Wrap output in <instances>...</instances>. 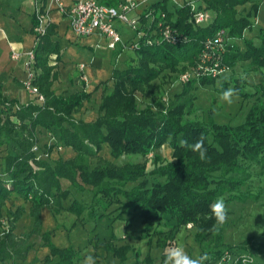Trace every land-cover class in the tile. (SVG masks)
<instances>
[{
  "label": "trees",
  "instance_id": "16d2710c",
  "mask_svg": "<svg viewBox=\"0 0 264 264\" xmlns=\"http://www.w3.org/2000/svg\"><path fill=\"white\" fill-rule=\"evenodd\" d=\"M40 1L43 8L45 0ZM100 1L115 4L117 0ZM176 1L151 0L149 10L153 17L147 16L146 12L141 14L138 28L143 36L137 37V45L131 48L136 56L129 64L111 69L108 78L112 82L111 88L101 95L97 106L99 113L92 120L74 115L83 102L90 99L91 92L82 88L56 94L51 88V81L56 77L53 67L60 59V44L53 37L52 22L47 23L44 32L34 29L38 19L33 12V66L38 72L32 83L38 87L43 100L39 101L34 96V100L21 103L18 99L5 97L0 87V147L6 150L0 161V222L2 206L13 191L32 202L29 209L34 217V227L26 234L27 237L31 233H41L43 206L49 205L54 210L63 208L80 215L86 205L76 197L62 206V200L69 197L71 189H64L61 180H68L72 189L81 194L87 190L86 185H90L94 189L95 206L102 208L101 213L107 211L114 201L127 212H136L144 229L153 223H162L173 229L193 223L194 238L201 244L213 233L211 242H205L197 254H208L210 259L205 263L216 257L222 260L223 253L231 252L235 247L222 242L223 232L220 227L215 228L211 205L224 194H228V200L243 201L248 195L257 197L242 193L239 186L249 175L247 161L264 159V72L261 73L263 80L253 84L254 91L245 90L242 79H232L230 88L235 90V94L246 98L256 96V101L249 106L242 121L231 124L216 122L211 113L205 120L188 118L191 112L188 105L193 96L187 94V90L196 81L194 79L187 82L184 90L175 92V100L166 105L162 100L154 99L141 108L134 91L152 86L150 79L157 77L165 68L173 70L181 64L185 69L199 62L206 47V38H212L220 28L225 32L226 41L223 42V52L207 48L211 61L218 59L221 67L233 68L246 60L251 70L264 69L263 26L257 28L258 41L243 34L245 30H253L251 19L257 14L259 2L198 1L197 4L213 12V16L196 25L190 21V0ZM247 3L250 10L239 11L238 7ZM162 26L171 31L168 38L158 36L157 30ZM235 38L242 39L241 49L235 44ZM198 82L214 84L215 79L201 76ZM228 86L225 77L221 76L216 90L224 92ZM38 126L54 134L57 140L51 144L58 142L61 146H71L76 154L66 159L51 153L48 157L51 146L47 149V144H39L40 150L34 152L32 147L38 143ZM201 138L207 149L204 160L189 147ZM182 140H186L188 146H181ZM165 142L172 150L171 157L165 159L154 152V165L150 170L140 161H124L118 165L99 155V150L105 146L108 154L116 159L127 153L146 156ZM94 157L96 161L91 167L89 162ZM90 206L93 207L92 204ZM23 211L22 206L14 209L10 220L12 228L5 229L0 235V264H7L5 261L15 258L22 244V239L13 229L15 220ZM152 231L162 233L160 228ZM48 232H43L42 236L49 245L50 254L57 256V260L52 261L47 256L44 262L73 264L74 249L55 246ZM164 242L165 239L157 238L155 243L164 246ZM246 242L236 245L245 248ZM255 247L263 248L264 241L256 242ZM118 253L122 260L124 255ZM236 256L235 264H243L240 254ZM139 263L137 260L134 264Z\"/></svg>",
  "mask_w": 264,
  "mask_h": 264
},
{
  "label": "rangeland",
  "instance_id": "374dc122",
  "mask_svg": "<svg viewBox=\"0 0 264 264\" xmlns=\"http://www.w3.org/2000/svg\"><path fill=\"white\" fill-rule=\"evenodd\" d=\"M115 1L116 0H114V2ZM198 1L200 2L203 0H193V3L196 4V2L198 3ZM252 1H258L260 4L262 3V5L260 6L261 8L259 9V11H257V14L254 15V17L251 19L254 22L253 30H245L243 34L245 36L253 38L255 41H258V38L256 37L257 28L262 24L264 25V0ZM146 2V5L143 3L145 6H143V8L141 7L142 13L149 10L150 8L151 1L148 0ZM238 9L239 11L241 10L245 12L248 9L250 10V7L247 3L242 7H238ZM138 11H140L139 8ZM206 12L207 16H209L210 18L213 16V12L209 11L208 9H206ZM190 19V21H192V14ZM113 24L119 27L122 34L121 39L123 41L129 42V38L133 34V30L131 28L129 29L124 22L117 19L113 21ZM221 30L222 28L218 29L215 33H213V36L211 37L213 38L216 36H220L223 41H226V37L224 36L225 32ZM219 31H221L220 35ZM234 40L236 41L235 44L238 45V47L241 49L243 45L242 39L237 40L235 38ZM221 47L222 46H219L218 48L221 52H223ZM69 48L71 47L69 46ZM103 48V52L100 53L103 68L108 67L109 69H112L113 67L125 66L130 63L133 56H136L132 49L122 47L121 44H117V47L114 50H112V48ZM115 54H117V59ZM201 60L202 59L200 56L199 62L193 65H188L185 69L181 64H178L177 68L173 70L165 68L157 77H153L152 79H150L152 86H146L145 90L143 91H141L140 89H136L134 91V94L137 97L138 106L142 108L147 105V103L153 102L154 99L162 100L165 105L170 104L176 98L174 95L175 92L184 90L187 86V82L194 79L196 81L192 82L189 89L187 90V94L189 93V95L193 96L191 102L188 105L191 110L188 118L190 117L197 120H205L211 113V115H213V119L216 122L219 121L231 124L242 121L243 115L246 113L249 106L253 101H256V96L246 98L235 94L233 97V103L228 104L221 99V95L223 92H219L216 90V88L220 86V77H225V81L229 83L227 89L232 86V79L238 77L242 79V86L245 90L254 91L252 88L253 84L263 80L261 73L264 72V69L253 71L251 70L249 63H247L246 60H242V62H238V64L233 68H223L218 64L215 71L205 70L201 73H198L197 67L199 66L198 63H200ZM31 70L34 73L38 72V69H34V66L33 68H31ZM97 73H99L98 69ZM183 74H188L187 80L185 81L181 79V76ZM99 76L100 78H102V75H100V73ZM201 76H209L215 79L214 84L198 82ZM106 81H109V79L107 78ZM99 88L101 90L98 89L96 93H93L91 101H89V104L86 105L87 107L84 108L88 110V112L84 110L81 112L82 114L87 116V118H93L99 113V110H97V106L99 104V101H101L100 96L109 91L111 85H99ZM76 112L78 111L76 110ZM45 146L47 147V149L49 148L48 146H51V149L49 148L50 150L48 151V153L45 151L47 153V156L49 155V153H51L52 150H56L57 152L61 149V145H59L58 142L55 143V145L48 143ZM5 151V149H0L1 159L4 157ZM154 152H157V154L161 155L163 158L168 159L171 157L172 150L169 147V143L165 142L162 144V146L154 148V150L150 152L149 155L144 156L140 153H127L122 154L118 159H116L112 158L108 154L106 147L103 146V148L99 150V155H101L104 159L113 160V162L118 165L122 164V162L124 161H140L146 165V168L148 170H150V168L154 165L152 160ZM50 155L55 157L57 156L55 153H51ZM122 156L123 159H121ZM95 161L96 157L91 158L89 165H91V167L94 166ZM247 162L249 163L247 169L249 170V175L247 176L245 183L239 186V191L244 194H255L257 197H255L254 195H248L245 200L241 201L237 199H226L228 194H224L222 196L225 198L229 219L228 222L222 226L216 224L215 228L220 227L222 229V242L229 243L230 245H233L235 247L231 249L232 253L230 251L223 253L222 260L217 257L213 259L212 263L214 264H221L222 261V264H235L237 254H240L241 258L242 256H244L246 260L250 261H246V263L242 261L243 264H264V247H255L256 242L259 243L264 241V159L260 161L253 160ZM159 179L161 181L163 180V178ZM61 181L62 187L64 189H72L68 180ZM128 185H133V183H128ZM86 188L87 190L82 194L77 193L78 195H76L74 194V192L72 194L69 193V199L64 200L66 201V204H62L63 206H66L72 198L76 197V199H79L86 205L82 213L78 215L76 212L71 210H65L63 208L57 209L58 212L62 210V215L57 219H60V222L63 224H61L60 227L55 228L54 231L48 233L50 238L51 235L54 238L51 240V242L55 246H58V244L63 241L67 243L70 241L72 244L66 247H72V249H74L73 246L76 247V245L80 249L90 247L92 248L91 253L94 252V250H97L96 264H134L137 260L140 261L139 264H163L166 249L170 245H181L185 248L189 255L195 256L199 254L200 249L201 247H203V244L205 242H211L212 240L211 238L213 236V233L209 234L207 239L202 244L197 242L194 238V228L189 229L187 227L189 223L181 225L180 227L174 229L173 227H170L168 225L165 226L162 223H153L151 227H149L148 229H144V224L136 214V212L132 210H130L129 212L125 211L124 208L119 206L116 201L110 204V207L107 211L101 213L102 208L97 205L95 206V200L92 193L94 189H92L90 185H86ZM22 198L25 201L28 199L24 198L23 196ZM7 203H9L8 200H6L5 205L2 206V210H4L5 212L0 222V235L4 232L5 229L8 230L12 228L10 220H12L13 218V212L12 210L10 212L7 209ZM89 203L92 204L93 207H95L93 212H91L93 210V207H91ZM25 213L26 212L24 209L22 214ZM117 214H120V216H118ZM127 220H130V222L128 223ZM158 228H160V231L162 233L152 231L157 230ZM17 237L21 238L19 236ZM157 238L161 240L165 239L166 242H164V246L157 245L155 243ZM21 239L22 243L25 242L24 238ZM245 240H247L245 248L236 245ZM44 245L47 248L45 249L46 252H44L42 264H48V262H44L47 256L51 257V259H53L52 261L57 260L55 259L57 258V256L55 257L50 254L49 245ZM115 249L117 251H115ZM26 251L28 253L29 249H27ZM74 251L75 258L77 252L75 249ZM118 252L124 255V258H122V260H120ZM113 256L119 259L121 263L119 261H114L112 259ZM12 263L13 260L8 261L7 264Z\"/></svg>",
  "mask_w": 264,
  "mask_h": 264
},
{
  "label": "crops",
  "instance_id": "0c3cea01",
  "mask_svg": "<svg viewBox=\"0 0 264 264\" xmlns=\"http://www.w3.org/2000/svg\"><path fill=\"white\" fill-rule=\"evenodd\" d=\"M63 1L71 3L73 0ZM44 2V6L47 10L46 16L48 22L54 24L53 37L60 44V59L56 61V66L53 67V70H56V77L51 81V88L56 94H64L70 91L74 92L82 88L87 92H91L90 99L85 100L82 106L78 108V112H74V115L77 118L81 117L83 119L92 120L96 116L87 118V116L81 112L83 110L88 112V110L84 108L87 107L86 105L91 101L93 93H96L97 90L100 89L99 85H112L110 79L106 81L111 75V69L102 67V59L100 57V53H102L104 49L103 47H109L106 45L104 38L99 37L97 33L90 34L86 37L74 36L71 28H69L70 24L67 15L60 13V11L56 9L53 1L45 0ZM41 4L42 2L40 0H0V87L5 97L8 99H18L21 103L33 99V95L25 89L22 81H24L27 76L26 70L30 60L29 51L33 50L34 46L35 36L34 29L32 30V15L35 9ZM261 5L262 3L258 4V11ZM261 26L264 27L263 24ZM69 46L71 48H69ZM115 55L117 59V54ZM54 61L53 59V62ZM80 63L84 65L81 69L78 66ZM96 68L100 75H102V78H100ZM82 73H84L86 79L80 77ZM37 140L40 145H43L48 143L51 144L57 139L54 134H51L46 128L38 126ZM51 153H55L63 159L72 157L76 154L71 146H61L59 151L56 152V150H52ZM1 160L0 157V161ZM73 192L78 195L74 189H71L70 193L72 194ZM9 196L10 197L6 200L9 201V203H7V209L10 212L11 210L13 212L17 206H22V208L25 209L26 213L22 214V216L14 222V232L17 236L24 238L25 242L18 247V253L15 258H9L5 262L8 263V261L13 260L12 264H42L44 252H46L45 249L47 248L44 245L46 243L42 233L46 231L52 232L55 228L63 224L60 222V219H57L62 215V210L58 212V210H54V208L49 207V205L43 206L41 208V233H31L27 237L26 234H28L34 225V217L29 209L32 202L29 199L26 201L23 200L22 196L15 191ZM64 203L66 204V201L62 200V204ZM4 212L3 210V214ZM127 222L129 223L130 220H127ZM52 239L54 238L51 235L50 240ZM70 244H72L70 241L68 243L63 241L58 244V246L66 247ZM24 246H29L28 253L24 250ZM73 248L77 252L73 264H83V260L88 254H91L97 259V250L91 253L92 248L90 247L80 249L76 245V247L73 246ZM112 259L114 261H119L115 256H113ZM119 262L121 263V261Z\"/></svg>",
  "mask_w": 264,
  "mask_h": 264
},
{
  "label": "built area",
  "instance_id": "2783aa9c",
  "mask_svg": "<svg viewBox=\"0 0 264 264\" xmlns=\"http://www.w3.org/2000/svg\"><path fill=\"white\" fill-rule=\"evenodd\" d=\"M51 1L54 2L56 9L60 11V13L67 15L70 24L69 28H71L73 35L76 37H86L90 34L97 33L99 37L104 38V40L106 41V45L114 50L117 47V44H121L122 47H127L129 49L134 48L137 45L136 38H140L141 36H143L138 27L141 22V7L143 8V6H145L147 3L146 1L148 0H117L115 4L105 3L100 0H73L71 3H66L63 0ZM174 1L177 3L176 0ZM198 6L199 5L197 4V2L196 4H194L193 0L190 1L192 21L196 25H199L200 23L209 19L206 9L204 10L203 7L199 8L200 6ZM138 8L140 9V11H138ZM46 12L47 10L45 6H43V8L39 6L35 9V16H37L38 19V25L34 27L35 30L44 32V27L48 23ZM144 12L147 13V16L151 18L153 17L150 10ZM161 15L163 16V13H161ZM116 19L124 22L129 29L131 28L133 30V34L130 36L129 42L123 41L121 39L122 34L120 29L118 28V26H115L113 24V21ZM160 23L161 22H159L158 24ZM221 31H219V35ZM152 32L156 33V31L154 30H152ZM157 32H159L158 36L160 37L168 38L171 35V31L167 28V26L160 27ZM145 38L149 41L152 40L148 37ZM156 38L158 37H155L154 39L158 40ZM223 42L224 41L220 36L206 38V47H204L205 49H203L201 52L202 60L200 61V63H198L199 66L197 67L198 73H201L205 70H216V66H218V59H214V61H211V53L208 52L207 48L215 50L216 52H220L218 47H223ZM29 58L30 60L28 63V68L26 70L27 76L24 81H22V84L29 93H31L33 96H36L37 99L42 100V94L39 93L38 87L32 83L35 77V73L31 70V68H33L34 61L33 50L29 51ZM78 66L81 69L84 65L80 63ZM187 75L188 74H183L181 76V79H183L184 81L187 80ZM80 77L86 79L84 73L81 74ZM32 148L34 152H38L40 150L39 143L33 145ZM241 259L242 261H244V263H246V261L250 262L246 260L244 256H242ZM212 262L213 261H209V263L205 264H214Z\"/></svg>",
  "mask_w": 264,
  "mask_h": 264
},
{
  "label": "clouds",
  "instance_id": "9594fccd",
  "mask_svg": "<svg viewBox=\"0 0 264 264\" xmlns=\"http://www.w3.org/2000/svg\"><path fill=\"white\" fill-rule=\"evenodd\" d=\"M235 95V90L229 88L225 90L221 99L228 104L233 103V97ZM181 146H188V142L186 140L181 141ZM191 150L199 153V157L201 160L206 159L207 149L204 147V139L201 138L197 140L193 145L189 146ZM123 159V156L121 157ZM211 213L214 216L217 225H224L228 222V208L225 203L224 197H218L215 202L211 205ZM189 229H193L195 225L193 223H189L187 226ZM210 257L208 254L203 255H189L185 248L181 245H170L165 252V259L163 264H205ZM83 264H96V258L92 255H87Z\"/></svg>",
  "mask_w": 264,
  "mask_h": 264
}]
</instances>
